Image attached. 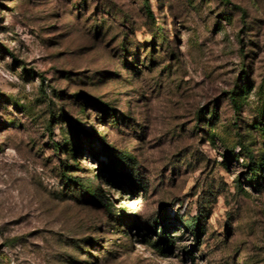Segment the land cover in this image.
<instances>
[{"label": "rangeland", "instance_id": "1", "mask_svg": "<svg viewBox=\"0 0 264 264\" xmlns=\"http://www.w3.org/2000/svg\"><path fill=\"white\" fill-rule=\"evenodd\" d=\"M147 1L0 0V264H264V0Z\"/></svg>", "mask_w": 264, "mask_h": 264}, {"label": "trees", "instance_id": "2", "mask_svg": "<svg viewBox=\"0 0 264 264\" xmlns=\"http://www.w3.org/2000/svg\"><path fill=\"white\" fill-rule=\"evenodd\" d=\"M147 5H148V1L144 0V7L146 8V13L148 16L151 17L152 15H151V12L149 11V9H147ZM122 52H125V50H122ZM73 150L74 149H69V151L71 153L73 152ZM57 152H58V149H57ZM253 171H255V170H253ZM60 176L62 178L63 186L65 187V189H68L69 192H71L69 190L70 188H74L73 189L74 191H72V192H78L81 195H89L92 198V201L96 200V193L93 190L92 185L83 184L82 180H78V178L76 176L67 175L66 173H63V174L60 173ZM97 202H99V201H97ZM99 206H101L100 203H99ZM186 224H187V227H190L188 222ZM189 230L194 232L193 229H189ZM196 236H198V234Z\"/></svg>", "mask_w": 264, "mask_h": 264}]
</instances>
